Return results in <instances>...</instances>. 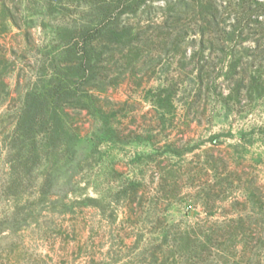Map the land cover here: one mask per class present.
<instances>
[{
    "label": "rangeland",
    "instance_id": "1",
    "mask_svg": "<svg viewBox=\"0 0 264 264\" xmlns=\"http://www.w3.org/2000/svg\"><path fill=\"white\" fill-rule=\"evenodd\" d=\"M0 264H264V0H0Z\"/></svg>",
    "mask_w": 264,
    "mask_h": 264
}]
</instances>
